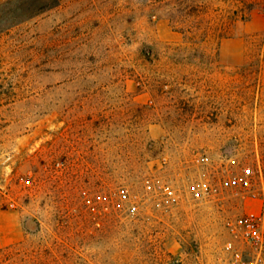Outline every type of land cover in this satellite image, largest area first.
Listing matches in <instances>:
<instances>
[{
	"label": "rangeland",
	"instance_id": "1",
	"mask_svg": "<svg viewBox=\"0 0 264 264\" xmlns=\"http://www.w3.org/2000/svg\"><path fill=\"white\" fill-rule=\"evenodd\" d=\"M264 208V0H0V264H220Z\"/></svg>",
	"mask_w": 264,
	"mask_h": 264
},
{
	"label": "built area",
	"instance_id": "2",
	"mask_svg": "<svg viewBox=\"0 0 264 264\" xmlns=\"http://www.w3.org/2000/svg\"><path fill=\"white\" fill-rule=\"evenodd\" d=\"M223 246L220 264H264V208L247 216Z\"/></svg>",
	"mask_w": 264,
	"mask_h": 264
}]
</instances>
